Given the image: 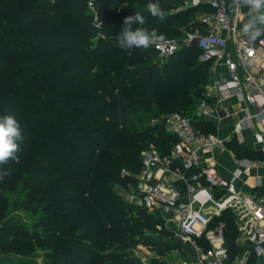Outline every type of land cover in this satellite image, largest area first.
Masks as SVG:
<instances>
[{"label": "trees", "instance_id": "trees-1", "mask_svg": "<svg viewBox=\"0 0 264 264\" xmlns=\"http://www.w3.org/2000/svg\"><path fill=\"white\" fill-rule=\"evenodd\" d=\"M29 1L25 11L3 8L0 15L17 30L20 26L21 33L34 29L36 41L52 46L50 55L48 47L46 53L37 47L32 54L50 67L44 75L56 80L35 82L40 69L21 71L16 59L28 60L2 49L0 117L14 116L24 140L20 163L0 165V172L10 169V175L0 180V261L34 264L37 247L45 250L42 264H134L129 253L139 243L155 247L159 254L171 250L176 242L161 244L144 235V230L155 231L161 217L128 204L116 189L135 184L121 171L138 173L141 153L149 146L167 156L177 139L159 125L134 130L130 120L141 110L149 112L154 103L163 115L190 113L203 97L201 85L210 64L199 61L194 46L181 48L162 62L152 59L157 56L152 47L134 48L131 54L120 48L113 32L129 16L125 0ZM183 1L158 0L166 17L151 16L144 26L157 31L174 21L185 26L187 19L181 17L206 11L188 8L172 14ZM32 14L49 19L46 26L53 31L43 32L45 24L30 20ZM24 22L30 26L24 27ZM195 126L211 133L210 125L196 121ZM228 148L238 158L264 159L236 140ZM258 191L264 197V189ZM18 211L38 213L33 226L40 225V232H30L15 217ZM219 221L225 222L226 248L233 257L239 252L234 218L223 212L215 220ZM160 234L170 235L164 229Z\"/></svg>", "mask_w": 264, "mask_h": 264}, {"label": "built area", "instance_id": "built-area-1", "mask_svg": "<svg viewBox=\"0 0 264 264\" xmlns=\"http://www.w3.org/2000/svg\"><path fill=\"white\" fill-rule=\"evenodd\" d=\"M87 5L97 23L92 2ZM185 6L206 8L199 13L195 29L186 31L182 39H166L152 49L162 62L181 48L196 47L199 61L211 65L213 80L205 87L206 95L198 103L194 119L179 113L150 118V127L162 126L177 141L167 156L154 148L143 151L138 173L121 171L122 177L135 180L126 202L170 218L175 242L179 246L190 244L199 264H257V259L264 264V199L258 191L263 187L262 176H250L251 169L264 161L238 158L228 148L232 140L248 132L254 149L264 155V38H248L242 31L248 8L236 10L231 0H185ZM180 11L183 9L176 12ZM219 67L224 71H218ZM230 99L236 102L237 118L227 135L204 133L195 126L198 119L229 116L217 105ZM216 152L232 156L236 168L229 178L212 165L200 167L205 155ZM242 175L254 181L248 192L236 188L235 182ZM223 212L234 218L238 242L247 250L242 256L231 257L226 248L225 222H215Z\"/></svg>", "mask_w": 264, "mask_h": 264}, {"label": "rangeland", "instance_id": "rangeland-1", "mask_svg": "<svg viewBox=\"0 0 264 264\" xmlns=\"http://www.w3.org/2000/svg\"><path fill=\"white\" fill-rule=\"evenodd\" d=\"M13 1L14 2H11V1L5 2V0H0V12L2 11L3 8L5 11H10L11 7H13L16 10H24L25 11V10H27L28 6L30 5L29 0H24V1H22V3H20L19 0H13ZM149 2H154V0H125V13H128V15H133L135 12H140L145 17V20H146V19L151 17V15L147 12V8H146V5ZM184 8H186L185 0L182 3L176 5V7H174V9H172V10H174L173 14H176L177 10H182V9L186 10ZM197 16H198L197 12L193 11V12L189 13L188 15H184L183 17H181L183 20L187 19L188 24H186L185 26L182 24L183 22H181V21H179L180 23H178V21H174V23L168 24L166 29H164L163 31H158V32L163 34L166 39H177V40L182 39L184 37L186 31H190V30L195 29L196 26L194 27L193 22L195 21ZM34 19H38L40 23L45 24L42 28L43 32L51 33V30L53 31V29L46 26L50 22L49 19H46V18L41 17V16H36L33 14L30 15V20H34ZM22 25L24 27L30 26L29 23H25V22ZM21 29L22 28L19 26L18 30H21ZM121 29H122V25L118 26L116 28V30L113 32V36H118ZM172 29L175 30L174 31L175 33L170 31ZM18 30H17V27L15 26L14 23L6 21V18L2 17L0 15V54H2V49L3 50L6 49V51H12V52H15V53H18V54L24 56V58H26L28 61L16 59L15 64H16L17 68H20L21 71L27 70V72H32V71H34V69H40V71H37L34 75V77L36 79L35 82H37V83H40L41 81H54V80H56L53 77H47L44 75L46 69H49L50 67L46 68L44 66L45 63L39 59L38 55L32 54L33 50H35L37 47L40 48V50L43 53H46L44 50L46 49L45 47H48L49 51L47 52V54L50 55L51 50H52V46L47 44L45 42V40H42V39L36 41L35 35L33 34L34 29H31L30 31H25L23 33L19 32ZM15 31H17V32L15 33ZM56 32H57V30L54 32V34H56ZM176 32H179V33H176ZM65 34H69V33L65 32ZM31 42H34V43H31ZM152 59L153 60H159V58L155 55H152ZM193 60H194L193 62L197 61V57H194ZM34 63H39V65L35 66ZM13 68H15V67H13ZM54 68L55 67L53 66L51 69L54 70ZM210 72H211V65L208 68L206 83L201 85V87H203V89H204L203 97L201 99H197L195 101V103L193 105L194 107L191 109L190 113L181 114L183 117H190L191 119H194V117H195L194 111H195L198 103L206 95L205 87L207 86V84H209L211 82V80H213V76ZM157 106H158V104L154 103L151 105V109L149 112H145V111L141 110L137 114L133 115L131 117V120H130V127L134 130L139 129L140 127H145L148 124L150 118L163 115V113H160ZM230 121H232V119L228 118V119H226L225 123L227 124ZM215 132H216V129L212 127L211 133H215ZM208 133H210V132H208ZM148 149H152V147L149 146L146 150H148ZM253 152H256V154L258 153L260 156L263 155L261 151H253ZM242 176H246V175H242ZM242 178H245V177H242ZM116 191L118 193L120 192L118 189H116ZM6 196L8 197L9 200L13 199V194L6 193ZM21 199H23V197ZM37 215H38V213L35 214V213H31L29 211H18L17 214L15 213V217H19L21 219L20 221L26 225L27 229L30 232H40V230L42 229V227L40 225L35 226V227L33 226L34 223L37 221ZM154 229L156 231V228H154ZM155 231L144 230V235H145V237L146 236H153L157 233ZM176 248H177V250H179L178 244L175 247L171 248V254H172L173 250ZM36 251L39 253V255L35 257L34 264H42V252H44L45 250L43 248L40 249L37 247ZM169 251L170 250H168L167 252H164L162 254V256H165ZM129 254H130V256H132L134 258L135 253H133L131 251ZM165 257L160 258L162 264H170V263L174 264V262L177 261L178 258H180V257L175 255V260H174V258L171 255V262H170L167 259L165 260ZM188 260L189 261L192 260L193 262H195L196 257H195V259H193V257H192V259H188ZM0 264H5V262L0 261Z\"/></svg>", "mask_w": 264, "mask_h": 264}, {"label": "crops", "instance_id": "crops-1", "mask_svg": "<svg viewBox=\"0 0 264 264\" xmlns=\"http://www.w3.org/2000/svg\"><path fill=\"white\" fill-rule=\"evenodd\" d=\"M199 13L200 12H197L198 16L200 15ZM198 16H197V18H198ZM197 18L193 22L194 26L197 25ZM217 69H218V71H222V70L224 71V69L222 67H219ZM209 102L212 103V102H214V100L210 99ZM217 107L220 109H225L229 113V116L223 117V118H215V116L212 115L208 118L198 119V123L203 122L204 126L210 125L216 129L215 134H217L219 136H225L231 131L232 123L237 118V116H236L237 105H236V102L234 99H230V100L225 101V102H220L217 105ZM228 118H231L232 121H230L229 123L226 124L225 121ZM206 123H208V124H206ZM237 143L240 144L242 147L248 148L250 151H258V150L254 149L253 138L248 132L243 133L241 135V137L239 138V140H237ZM258 161H264V159H261ZM209 165L214 166V168H216V170L225 178H229L231 176L232 172L234 171V169L236 168V166L233 162L232 156L226 152L225 153L216 152V153H213L211 155H205V158L201 161L200 167H206ZM255 175L262 176V184H263L262 188L264 189V165L259 166L257 168L254 167L251 169L250 176L252 177ZM242 177H245V178H242ZM175 184L178 187H180L181 189L184 187L183 183H181L180 181H175ZM253 184H254L253 179L248 178L247 176H241V178L236 180V182H235L237 190H239L241 192H248L252 188ZM130 186L132 187L133 185L128 184L125 188L117 187V189L120 191L118 194L125 201L127 200L128 192L130 191ZM261 198L264 199L263 196ZM151 214H155V213H151ZM155 215H158V214H155ZM161 220H162V223L161 224L158 223L155 226L156 227L155 232H157V233L153 236H146V237H149L153 241L159 242L161 244L169 243V245L172 246L175 243V238H174L175 227L171 224L170 218L161 217ZM162 229L167 230L170 233V235H167V236L162 235L161 236L160 233H161ZM238 238H239V234L235 240L237 248H239V252L236 253L234 256H242L247 251L246 247H244V245L239 244ZM178 249L179 250H177V248L174 249L172 254H171V250H170L165 255L166 256L165 257V256H162V254H159V252L155 249V247L147 246L144 243H139L136 245V247L134 249H132V252L135 253L134 258L133 257L132 258L134 259V264H151V260H155L157 262L156 264H160L161 263V259H160L161 257L162 258L165 257V260L167 259L171 262V255L174 258V260H175V255H176L180 258H178V260L175 261L174 264H199V262L197 260L196 251L190 244H183V245L179 246ZM192 257H193V259H195V257H196L195 262H193L192 260H190V261L188 260V259H192ZM256 263L259 264L260 260L257 259Z\"/></svg>", "mask_w": 264, "mask_h": 264}, {"label": "clouds", "instance_id": "clouds-1", "mask_svg": "<svg viewBox=\"0 0 264 264\" xmlns=\"http://www.w3.org/2000/svg\"><path fill=\"white\" fill-rule=\"evenodd\" d=\"M231 6L239 10L242 6L248 8L247 20L243 24L242 31L252 41L264 36V0H231ZM147 12L152 17L163 20L166 12L158 2H149L146 5ZM145 17L140 12L126 16L120 33L117 36L120 48L130 54L134 48L148 49L165 41V36L156 29L149 30L144 27ZM24 140L21 125L12 115L0 117V165L9 161L19 164L20 145ZM10 175V169L0 172V180Z\"/></svg>", "mask_w": 264, "mask_h": 264}]
</instances>
